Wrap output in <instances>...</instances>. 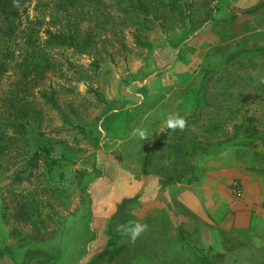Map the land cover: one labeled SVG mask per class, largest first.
Instances as JSON below:
<instances>
[{
  "label": "rangeland",
  "instance_id": "1",
  "mask_svg": "<svg viewBox=\"0 0 264 264\" xmlns=\"http://www.w3.org/2000/svg\"><path fill=\"white\" fill-rule=\"evenodd\" d=\"M83 2L91 47L45 42L44 79L22 75L38 49L20 32L9 43L13 59L0 75L1 263L91 264L118 204L132 198L127 225L147 228L134 242L125 234L102 264H239L236 211L214 210L224 197L215 179L264 177V0H161L148 15ZM29 6L31 17L50 20L36 1ZM170 114L184 129L167 128Z\"/></svg>",
  "mask_w": 264,
  "mask_h": 264
},
{
  "label": "trees",
  "instance_id": "2",
  "mask_svg": "<svg viewBox=\"0 0 264 264\" xmlns=\"http://www.w3.org/2000/svg\"><path fill=\"white\" fill-rule=\"evenodd\" d=\"M32 1H36V6L39 7V12L43 16H50V20H44L43 17L35 15L31 17L29 8ZM84 0H0V75H4L10 68L12 61V52L9 50V43L18 32H20L26 44L38 49L37 56L38 62L30 64L23 69L22 75L27 82H33L36 78L44 79L46 71L51 68V60L46 54L45 47H75L78 51H83L81 43L84 46L91 47L93 35L91 33L92 20H88L84 13L87 4ZM111 3L116 6L117 11L120 13L129 14L134 10H139L148 15L151 5L159 6L162 4L161 0H111ZM108 2H104V7L108 8ZM176 10L174 4L170 7L169 11ZM141 13V12H140ZM111 16V14H110ZM92 17V16H91ZM115 17V16H114ZM92 19V18H91ZM89 21L85 32L82 28L85 27L84 23ZM104 22H109L104 21ZM46 25L45 30H42ZM44 31L47 38L40 42L41 32ZM118 32L116 31L115 34ZM137 43L144 44L141 35L134 33ZM106 40H111L110 37H105ZM47 43V46L45 44ZM35 65L37 75L29 78L33 69L31 65ZM46 96V94H45ZM3 134L0 132V148L4 151L7 146L1 144ZM135 199L124 198L117 206L116 212L111 217V238L101 257L94 260L91 264H102L108 261V255L111 253L112 247L117 245L120 240L125 237L123 231H117L119 225H127L133 209L137 206L134 202ZM0 264L1 261H0Z\"/></svg>",
  "mask_w": 264,
  "mask_h": 264
},
{
  "label": "crops",
  "instance_id": "3",
  "mask_svg": "<svg viewBox=\"0 0 264 264\" xmlns=\"http://www.w3.org/2000/svg\"><path fill=\"white\" fill-rule=\"evenodd\" d=\"M226 174L215 179L224 197L217 199L214 210L236 211L234 217L240 229L241 244L239 264H264V177L258 172ZM235 179L241 183L242 198L234 195L232 183Z\"/></svg>",
  "mask_w": 264,
  "mask_h": 264
},
{
  "label": "clouds",
  "instance_id": "4",
  "mask_svg": "<svg viewBox=\"0 0 264 264\" xmlns=\"http://www.w3.org/2000/svg\"><path fill=\"white\" fill-rule=\"evenodd\" d=\"M166 126L169 129L175 130L177 128L184 129L186 126L185 119L178 115L170 114L166 120ZM132 134L138 136L141 140L148 138V132L145 129H133ZM147 228V225L139 221L130 222L128 225H119L117 231H123L134 242Z\"/></svg>",
  "mask_w": 264,
  "mask_h": 264
},
{
  "label": "built area",
  "instance_id": "5",
  "mask_svg": "<svg viewBox=\"0 0 264 264\" xmlns=\"http://www.w3.org/2000/svg\"><path fill=\"white\" fill-rule=\"evenodd\" d=\"M232 188H233V192L236 198H242L244 197V192L242 190V186L241 183L239 182V180H235L232 183Z\"/></svg>",
  "mask_w": 264,
  "mask_h": 264
}]
</instances>
